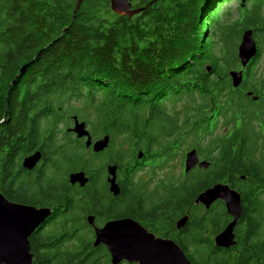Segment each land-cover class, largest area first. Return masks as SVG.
<instances>
[{"label":"trees","instance_id":"trees-1","mask_svg":"<svg viewBox=\"0 0 264 264\" xmlns=\"http://www.w3.org/2000/svg\"><path fill=\"white\" fill-rule=\"evenodd\" d=\"M77 1L0 0V193L21 201V190L37 189L35 172L16 169L39 149L49 167L42 172L48 178L41 179L42 192L56 199L65 173H98L84 190L72 188L66 195L65 225L78 220L67 226L69 236H92L85 230L87 214L104 215L100 222L131 216L144 226L151 215L163 232L186 215L190 218L175 241L192 264H234V258L213 242L222 224L207 214H220L219 208L202 212L195 203L198 192L228 179L226 164L215 160L207 171H192L179 182L173 176L181 163L175 149L199 137L196 120L209 112H232L234 119L251 107L240 90L243 84L237 89L231 85L228 72L240 65L237 43L229 41L240 40L245 29L253 30L241 25L240 19L244 16L247 21L249 14L264 17V0H237L238 12L229 9L220 16L213 8L230 0H142L146 5L136 17L117 15L109 0H82L74 12ZM205 22L210 32L203 30ZM256 40L261 53L264 31ZM230 53L231 62L226 58ZM248 66L247 82L252 87L263 83L260 64L251 61ZM75 117L86 122L94 139L108 135L109 147L102 152L87 149L83 140L64 128H72ZM219 140L215 136L212 141ZM139 150L144 151L142 162L148 161V174L171 177L152 186L149 178L136 179L137 166L129 170L125 165L137 159ZM109 163L118 169L116 197L105 182ZM256 209L246 214V220L254 223L251 231L264 229V211ZM49 233L42 230L35 240L37 236L47 240ZM249 236L247 247L252 249L243 264H264V235ZM54 246L51 264L80 262L85 252L84 244L63 246L57 240ZM32 251L35 264H50L33 243ZM95 251L107 254L104 246Z\"/></svg>","mask_w":264,"mask_h":264},{"label":"flooded vegetation","instance_id":"flooded-vegetation-1","mask_svg":"<svg viewBox=\"0 0 264 264\" xmlns=\"http://www.w3.org/2000/svg\"><path fill=\"white\" fill-rule=\"evenodd\" d=\"M131 3H132V8H141L146 5V4L144 5V2L142 0L141 1L131 0ZM127 17H136V15L134 14L133 16H127ZM258 49H260V47H258ZM244 73L247 74L246 71ZM245 74L242 82L243 85L240 87V90L241 92H243L244 95L247 96L248 102L251 103V107L247 108L248 110L246 109L247 112H240V114L234 119L231 116L232 112H210L208 115L209 116L213 115L215 119L213 129L214 131L219 130L218 133L215 132L214 138L215 136H219L221 137V140L217 142L212 141L213 143L211 145L209 141H207L205 144H201L202 140H200L201 139L200 137L196 139L194 138L192 143H186L182 146V148L181 146H179L181 148V151L179 152L178 155V158L180 159L181 162L179 163V168L183 169V175L180 176L179 182L183 181L185 174L202 169L200 167H196L189 171H186V169L184 171L186 154L193 149L196 150L199 161L207 160L210 162L209 168L211 167L212 163L215 160L223 161L226 164V175L228 179L226 180L223 179L217 182L228 186L229 189L234 190L239 194L241 200L242 214L237 225H235L234 227V233L236 235L235 238L236 243L228 248L225 247H219V248H224L228 256L232 258V261L234 258V264H243V258L245 254L248 253L249 249H252L251 247L249 248L247 247V241L250 242L252 241V237L249 235L260 234V233L264 235V229H262V227H260L256 231L254 230L251 231L249 227L251 225H254V223L248 222L246 220L247 219L246 214H248L249 210H252L253 208L257 207L256 209L257 211L255 210L256 213L259 212L260 210L264 211V82L258 83V85L251 88V85L247 82L248 77H246ZM249 91L255 93H252V96H249L247 94ZM253 96H258V99L254 100ZM185 115L186 114L184 113L181 114L182 123H184L185 121ZM207 116L202 117V119L196 120V122L200 124L203 123V121H206L207 123L209 118V116L208 117ZM71 126L72 125H69L64 128L69 132V128ZM228 126H230L231 128H228ZM70 133L75 135V133L73 132ZM185 139L186 138L184 134H180L181 142H184ZM81 140L85 142L86 138H82ZM86 148L92 150L91 147H86ZM146 158H147V154H146ZM227 163H229L228 166ZM109 164H115V163H109ZM109 164H107L105 167L106 169L105 182L107 183L108 192L112 196L116 197L117 195H113L112 192L109 190L110 184L108 182L109 174L107 170ZM142 164L145 165L144 173L141 172ZM38 165L33 170H26L29 173L35 172V176H37L38 179L37 189L27 188L21 190V192L23 193L22 200L21 201L16 200V202L20 204L31 205L37 208L50 207L52 209L51 214L42 223H40V225L36 227L35 230L32 231L30 233V236L28 237L30 242V252L33 254L32 264H35L36 262L35 254L32 251V243L35 245V250L38 253L40 251V254L45 255L47 261L50 262L51 264L56 254L54 245L57 240H61L63 246L70 245L72 243H74L75 245H80V244L85 245L84 247L85 252L81 253V256L79 258V260L81 261L78 262V260H76L75 261L76 263L74 264L77 263L81 264V262L82 264H111V254L107 246L103 244L99 246H94L95 231H94V227L91 226L87 221L88 214L85 216V222H86L85 230L91 231L92 236L90 238L71 237L69 236L71 232L67 231L66 229L67 226H70L72 224V222L78 223V220H75V221H69L68 225L67 226L65 225L64 214L69 212V210L67 209L68 204H67L66 195L71 192L72 188H74V190H84L86 186L82 187L80 186L79 183H75V184L70 183L69 174L72 171L65 173L64 182L59 186V191L61 195L59 198L56 199L51 194H46L42 192L41 179L42 178L48 179L47 176L44 175L42 172L47 173L49 169L47 165H44V157L42 158V162H40ZM125 166H126L125 168H128L129 170L132 169L134 166H137L135 169L137 170L138 173L136 179L146 178L147 181V175H148L147 161L141 163L140 161H136V160L132 161L131 159L126 163ZM21 168H22L21 164H19V166L16 169L17 173H19V171L21 172ZM86 174L89 176V182L91 181V179L92 180L98 179V173L95 172L94 170ZM116 174H117L116 181L118 183V170ZM167 177H171V175H167ZM160 180L156 181L155 184H159ZM215 183L216 182H214L210 187H212ZM94 184L98 185L97 182ZM53 190L54 188L50 187V192H52ZM201 192H198L196 197ZM25 194H29L31 197L26 196ZM199 206L202 212H207L208 210H212V209L215 210L216 208H219L220 210V214L217 215H213L212 213L207 214L213 216L215 220L217 218V221H219L222 224V227L218 230V232H214L215 234L213 233L214 234L213 242L215 244L216 235H218L221 231H223L226 228L229 222L232 221L233 217L228 213L226 201L221 198L215 199L210 204L209 207H206L204 204L200 202H199ZM56 212H59L58 216H56ZM92 215H94V223L97 226H103L104 223L110 219L126 217V216L113 217L110 219H106L103 222H100L99 218L105 219L104 215L102 216H97L95 214ZM131 218L135 219L137 222L143 225L136 218L134 217ZM148 218H150V220L147 221V230L149 232L154 233L157 236L165 237L166 233H171L173 237H176V234H181L180 229L177 228L176 226L177 222H175L173 227L170 228L169 230L164 231L163 236H161L160 234L163 232L162 228L157 225L154 216L148 215ZM42 230L43 231L50 230L49 238L47 240H44L43 238L37 236L36 238H38V240H35L34 236ZM101 246H104V248L107 250V254L102 255V254H98V252L95 251L96 248H99ZM262 253L264 254V252ZM250 254L251 256H253L254 252L250 250ZM124 263H130V262L122 261L120 264H124Z\"/></svg>","mask_w":264,"mask_h":264},{"label":"water","instance_id":"water-1","mask_svg":"<svg viewBox=\"0 0 264 264\" xmlns=\"http://www.w3.org/2000/svg\"><path fill=\"white\" fill-rule=\"evenodd\" d=\"M111 10L119 16H133L144 9L132 8L131 0H109ZM82 0H78L74 9L77 11ZM238 58L242 69H230L229 76L232 87L237 88L243 80V72L246 65L254 55H257V45L253 38V30L247 29L242 33L241 41L237 47ZM211 70V66H208ZM251 95V92L247 93ZM256 99V97H255ZM77 138H86L85 146L91 147L94 152L106 149L110 143V137H103L93 141L91 133L85 121L74 118V125L70 128ZM144 157V152L139 150L138 159ZM42 159V153L37 150L23 159V168L31 170ZM196 163L208 167L210 162L199 161L195 149L186 154L185 168L189 171ZM109 190L113 195L120 194L117 183V165L111 164L107 167ZM72 184L79 183L84 186L88 176L84 171H74L69 174ZM217 198L226 201L228 213L233 217L232 221L215 237V243L219 247L228 248L236 243L234 227L241 216L240 196L228 186L218 183L202 191L195 202L206 204L207 207ZM52 212L49 207H33L22 205L9 200L0 193V264H32L33 256L30 252L28 237L30 233L40 225ZM189 216H182L177 220V228L183 227ZM88 223L94 227V246L101 244L107 246L111 254V264H118L123 260L135 264H192L185 251L174 240L160 237L149 232L143 225L131 217L110 219L103 226L94 223V215L87 216Z\"/></svg>","mask_w":264,"mask_h":264},{"label":"rangeland","instance_id":"rangeland-1","mask_svg":"<svg viewBox=\"0 0 264 264\" xmlns=\"http://www.w3.org/2000/svg\"><path fill=\"white\" fill-rule=\"evenodd\" d=\"M135 1H141V0H135ZM216 5H218V4H215V6ZM238 1L237 0H230V1H225V2H222L220 5H219V8H217V7H214L213 8V10H215V9H218V12H217V15L218 16H220L221 14H224L225 12L227 13L228 11H229V9L230 10H235V9H237V12H238ZM243 7V6H242ZM115 13V12H114ZM251 14H249V18H248V20L246 21L245 20V18H244V16L243 17H241V19H240V23H241V25H243V26H247V25H249V27L250 28H253V30H256L255 32H254V36H253V38H254V40L256 41V45L258 46V44H257V40L256 39H259L260 38V36H261V31L263 32L264 31V17H260V18H254V17H252V16H250ZM237 16V14H236V12H235V17ZM208 26H210V24H209V22H205L204 23V28H203V30L204 31H206V32H210V29H209V27ZM242 26V27H243ZM245 30H247V29H245ZM244 30V31H245ZM256 38V39H255ZM241 40V39H240ZM240 40H238L237 38L234 40V39H231L230 41H229V44H233V43H237L236 44V46L234 47V50L236 49L237 50V46H238V44H239V42H240ZM258 54V53H257ZM234 57V54L233 53H230L228 56H226V58H227V60L229 61V62H231V60H232V58ZM257 58V55L255 54L254 55V57L253 58H251V59H256ZM252 61V60H251ZM256 62L257 63H259L260 64V67H259V72L262 74V75H264V46H263V48H262V50H261V53H260V56H259V58L256 60ZM237 63V65H240L239 64V61L238 62H236ZM249 65V64H248ZM246 66V69H250L251 67V65L250 66ZM222 66H224V67H227V64L223 61V63H222ZM238 67V66H237ZM240 68L239 69H242V67L241 66H239ZM254 68H255V66H254ZM237 70H238V68H237ZM251 88H252V86H251ZM249 92H251V95H249V96H252V93H255V92H252V91H249ZM255 97H256V99H255ZM253 99L254 100H257L258 99V96H253ZM246 100L248 101V99H247V96H246ZM250 103V102H249ZM250 106H251V103H250ZM248 110V109H247ZM246 110V111H247ZM210 113V112H209ZM209 116V115H208ZM207 116V117H208ZM204 117V116H203ZM103 121V119H102V117H100L99 118V122H101V125H103L104 124V122H102ZM214 122H215V119H214V117H213V115H210L209 116V118H208V122L206 123V121H203V125H201V124H199V126H198V130H199V137L200 138H203V143L205 144L207 141H212L213 140V138H214V134H215V132L216 133H218L219 132V130H215L214 131V129H213V125H214ZM99 126V128L101 129L102 128V126ZM89 126V125H88ZM90 127V126H89ZM228 128H231L230 126H228ZM191 132H193V131H191ZM201 132H205V135H201L200 133ZM200 140H202V139H200ZM199 141V140H198ZM178 145H179V142H178ZM179 146H181V145H179ZM181 151V148L180 147H178V148H176L175 149V152L176 153H178L179 154V152ZM203 161V160H202ZM207 161V160H206ZM201 162V161H200ZM209 162V161H208ZM147 163H148V161H147ZM210 165V164H209ZM196 167H200V168H202V170L203 171H207L208 169H209V166L208 167H204V166H201L200 165V163H196L195 165H194V167H192L191 169H194V168H196ZM185 169L186 168H184V171H185ZM191 169H189V170H191ZM150 173V172H149ZM168 173V172H167ZM181 173H183V169H181V168H179V169H177V171H175L174 172V177L176 178V179H179L180 177L179 176H181ZM167 175L168 174H166V173H162V172H158V173H156V174H154V175H151V174H148L147 175V178H149V181H150V185L152 186V185H155V183H156V181H158V180H160L161 178H164V179H166L167 178ZM216 184H218V182H216L214 185H216ZM213 185V186H214ZM212 186V187H213ZM196 200V199H195ZM202 203V202H201ZM204 204V203H203ZM205 206H206V204H204ZM207 207V206H206ZM208 217L210 216V215H207ZM146 229H147V226H144ZM173 226H171V227H169V229L170 228H172ZM168 229V230H169ZM166 231V230H165ZM164 233V232H163ZM163 233H161L160 235L161 236H163ZM164 238H168V239H171V240H174L175 241V237H173V235L171 234V233H166L165 234V237ZM176 242V241H175Z\"/></svg>","mask_w":264,"mask_h":264},{"label":"clouds","instance_id":"clouds-1","mask_svg":"<svg viewBox=\"0 0 264 264\" xmlns=\"http://www.w3.org/2000/svg\"><path fill=\"white\" fill-rule=\"evenodd\" d=\"M116 14H117V13H116ZM237 57H238V55H237ZM70 128H71V127H70ZM70 128H69V129H70ZM73 133H74V132H73ZM75 135H76V134H75ZM76 137H77V136H76ZM102 137H103V136H102ZM92 139H93V141L96 140V139H94L93 137H92ZM98 139H99V138H98ZM85 141H86V140H85ZM37 150H39V149H37ZM37 150H35V151H37ZM35 151H33V152H35ZM142 151H143V150H142ZM33 152H31V153H33ZM41 153H42V152H41ZM137 154H138V153H137ZM29 155H30V154H29ZM27 156H28V155H27ZM25 157H26V156H25ZM25 157H24V158H25ZM24 158H23V159H24ZM42 158H43V153H42ZM20 164H21V167H23V165H22V164H23V160L21 161ZM37 165H38V164H37ZM37 165H36V167H37ZM109 165H111V164H109ZM109 165H108V166H109ZM36 167H35V168H36ZM35 168H34V169H35ZM22 169H24V168H22ZM25 170H26V169H25ZM31 170H33V169H31ZM117 170H118V169H117ZM75 171H76V170H75ZM78 171H80V170H78ZM82 171H83V170H82ZM72 172H74V171H72ZM70 173H71V172H70ZM116 173H117V171H116ZM85 174H86V172H85ZM86 175H87V174H86ZM137 175H138V173H137ZM87 176H88V175H87ZM88 183H89V176H88V181H87L86 184H85L84 186H82V187H85ZM80 186H81V185H80ZM1 193H2V192H1ZM2 194H3V193H2ZM3 195H4V194H3ZM4 196H5V195H4ZM5 197H6V196H5ZM9 200H10V199H9ZM11 201H14V200H11ZM15 202H16V201H15ZM17 203H18V202H17ZM22 205H26V204H22ZM28 206H31V205H28ZM33 207H35V206H33ZM49 208H50V207H49ZM89 215H92V214H89ZM87 216H88V215H87ZM34 230H35V229H34ZM34 230H33V231H34ZM28 240H29V238H28ZM29 246H30V242H29ZM32 256H33V254H32ZM32 263H33V261H32Z\"/></svg>","mask_w":264,"mask_h":264},{"label":"bare ground","instance_id":"bare-ground-1","mask_svg":"<svg viewBox=\"0 0 264 264\" xmlns=\"http://www.w3.org/2000/svg\"><path fill=\"white\" fill-rule=\"evenodd\" d=\"M259 56V54H257V57ZM200 124H202V123H200ZM140 164V163H139ZM240 204H241V200H240ZM241 214H242V212H241ZM123 261H126V260H123ZM122 262V261H121ZM120 262V263H121ZM119 264V263H118Z\"/></svg>","mask_w":264,"mask_h":264}]
</instances>
